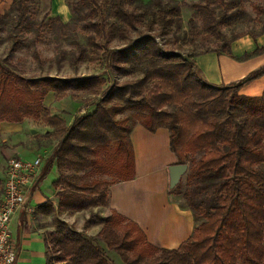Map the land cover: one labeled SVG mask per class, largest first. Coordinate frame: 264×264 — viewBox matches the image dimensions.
Returning a JSON list of instances; mask_svg holds the SVG:
<instances>
[{
    "label": "trees",
    "instance_id": "obj_1",
    "mask_svg": "<svg viewBox=\"0 0 264 264\" xmlns=\"http://www.w3.org/2000/svg\"><path fill=\"white\" fill-rule=\"evenodd\" d=\"M68 1L88 12L82 22L88 46H78L72 58L98 61L102 74L26 77L7 58L0 59V124L36 120L49 126L41 136L55 140L44 143L52 149L37 181L55 168L56 205L46 201L38 209L85 210L101 222L89 237L58 220L45 239V264H111L108 251L122 264H264V94L240 93L244 83L264 74V66L238 82L215 84L202 76L194 59L211 50L232 56L239 24L259 19L247 17L242 0L194 3L203 16L200 25L189 20L182 37L193 49L184 52L172 43L181 26L180 0ZM38 5L12 0L14 32ZM44 19L34 26L33 42L50 21ZM14 32L8 35L9 55L22 43ZM114 38L124 43L111 46ZM263 52L261 45L234 57ZM132 73L140 75L129 77ZM49 92L56 99L71 92L91 95L86 105L92 108L79 110L68 123L45 106ZM136 124L150 132L167 129L177 163L187 164L169 194L191 211L195 226L177 247L150 243L135 221L115 209L105 216L92 211L107 204L110 185L133 178L130 132Z\"/></svg>",
    "mask_w": 264,
    "mask_h": 264
},
{
    "label": "crops",
    "instance_id": "obj_2",
    "mask_svg": "<svg viewBox=\"0 0 264 264\" xmlns=\"http://www.w3.org/2000/svg\"><path fill=\"white\" fill-rule=\"evenodd\" d=\"M242 1L247 17L259 19V21L239 24L240 28L237 29V33L234 32L236 34L233 33L235 37L230 43L232 56L226 53L217 54L211 50L194 57L202 76L209 82L215 84L238 82L252 71L264 66V52L247 59L234 57L264 45V28L262 29L264 11L260 9V6L264 7V0ZM228 35L232 34L228 33ZM240 93L250 96L264 94V74L244 83L240 88ZM88 108L90 110L92 106L86 105L82 109ZM71 120V118L66 119L68 123ZM25 122H27L26 119L20 123L4 121L0 124V130L8 125L11 133H21L24 131ZM47 129L45 126L42 127L40 135ZM130 139L135 165L133 178L110 185L107 204L102 207H93L92 211L101 209L103 213L99 214L105 216L115 209L135 221L142 228L150 243L160 247H177L192 233L195 220L191 211L179 203L178 196L169 194L168 167L177 163L169 148V132L165 128L150 132L142 125L136 124L130 132ZM39 144L47 146L44 143ZM16 147L6 148L7 156L1 167L2 180L5 175L6 160L11 156H18ZM50 150L46 151L45 155ZM39 174L40 169L35 183L27 194L26 208L18 210L10 222L9 228L17 248L16 264H45V239L48 232L55 229L58 220L63 221L60 218L61 214L75 213L56 209L44 212L38 209V206L46 201H51L56 205V188L53 181L58 177L55 170L53 176L48 178L50 181L47 177L37 181ZM79 212L86 211H77Z\"/></svg>",
    "mask_w": 264,
    "mask_h": 264
},
{
    "label": "rangeland",
    "instance_id": "obj_3",
    "mask_svg": "<svg viewBox=\"0 0 264 264\" xmlns=\"http://www.w3.org/2000/svg\"><path fill=\"white\" fill-rule=\"evenodd\" d=\"M38 8L33 11L30 20L19 26L17 31H13L12 27L15 24L14 14L12 8V0H0V59L7 58L12 68L26 77H41V76H58V77H75L90 74H102L104 71L98 61H89L86 58H81L74 61L71 52L77 53L78 46H88L86 32L82 22L87 19V8L68 0H36ZM148 1V0H147ZM201 0H180L182 6L180 11V27L175 29L174 34L178 36L177 41H172V33L169 38L174 46L179 45L184 52H191L192 45L187 38H183V32L188 29V22L194 19L197 23H201L203 16L202 11L198 10L194 3ZM46 18L44 19V17ZM49 21L45 29L41 32V38L33 42L35 35L34 26L42 20ZM258 28V27H257ZM173 29L171 28L170 31ZM14 32L22 39V43L16 48L11 55L8 53V47L13 40L8 37L10 33ZM135 31H131L129 37H134ZM124 43V41L114 38L110 41L111 46H116ZM215 46L214 44H207L206 47ZM198 50V49H197ZM62 56V57H61ZM139 73H132L129 77H135ZM119 79L126 76H117ZM92 98L91 95L71 92L67 96L56 99L53 92H49L45 96V106L48 107L51 113L64 117L65 119H72L78 113L80 106L85 107L87 102ZM82 104V105H81ZM80 112L88 109H82ZM23 124L24 131L21 133H11L8 130V125H5L3 130H0V178H2V164L7 156L6 148L16 147L18 157L33 160L36 157H41V164L39 169L44 164L45 152L50 150L52 145H40L39 143H55L54 138L40 135L42 127H49L43 125L41 122L26 119ZM47 137V138H46ZM51 146V147H50ZM5 148V149H4ZM45 149V150H44ZM51 151V150H50ZM49 151V152H50ZM45 155V156H44ZM264 170V164L260 165ZM55 168H51L45 175L47 180L53 176ZM185 173L183 175V178ZM184 182V180H182ZM95 212L103 213L101 209ZM60 218L71 227L81 231L89 237H92L100 227V220L92 217L91 213L75 212L70 215L61 214ZM107 256L111 264H122L118 255L114 252H107Z\"/></svg>",
    "mask_w": 264,
    "mask_h": 264
},
{
    "label": "built area",
    "instance_id": "obj_4",
    "mask_svg": "<svg viewBox=\"0 0 264 264\" xmlns=\"http://www.w3.org/2000/svg\"><path fill=\"white\" fill-rule=\"evenodd\" d=\"M40 164V156L33 160L11 156L6 160L0 195V264H16L17 248L9 226L12 216L26 208L27 194L35 183Z\"/></svg>",
    "mask_w": 264,
    "mask_h": 264
},
{
    "label": "water",
    "instance_id": "obj_5",
    "mask_svg": "<svg viewBox=\"0 0 264 264\" xmlns=\"http://www.w3.org/2000/svg\"><path fill=\"white\" fill-rule=\"evenodd\" d=\"M187 170L186 163H174L168 167L169 188L174 187Z\"/></svg>",
    "mask_w": 264,
    "mask_h": 264
}]
</instances>
